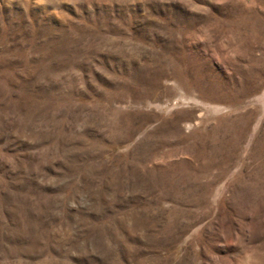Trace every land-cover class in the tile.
I'll return each mask as SVG.
<instances>
[{
  "label": "rangeland",
  "instance_id": "374dc122",
  "mask_svg": "<svg viewBox=\"0 0 264 264\" xmlns=\"http://www.w3.org/2000/svg\"><path fill=\"white\" fill-rule=\"evenodd\" d=\"M0 264H264V0H0Z\"/></svg>",
  "mask_w": 264,
  "mask_h": 264
}]
</instances>
